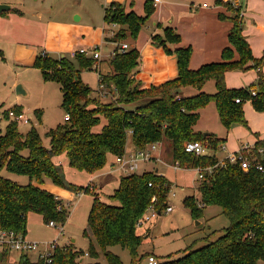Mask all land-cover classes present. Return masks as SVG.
I'll return each instance as SVG.
<instances>
[{
  "label": "trees",
  "instance_id": "trees-1",
  "mask_svg": "<svg viewBox=\"0 0 264 264\" xmlns=\"http://www.w3.org/2000/svg\"><path fill=\"white\" fill-rule=\"evenodd\" d=\"M224 4L230 5V2ZM154 10L151 0L146 1L142 16L127 11L119 2H111L104 8L105 23L122 26L112 37H106L116 42L117 47L110 58L112 72L99 77V88L110 90L109 102L104 103L99 93L93 95L96 91L82 79L81 72L94 67L95 60L91 56L76 52L75 62L68 56L55 58L47 52L37 55L33 67L41 71L44 80L60 85L62 107L69 118L46 133L49 138V146H46L35 126L22 132L18 121L10 119V108L4 111L8 122L5 131L0 133V228L26 234L31 212L41 214L46 224L54 220L64 225L68 221L69 213L63 201L42 187L48 177L61 187L93 195L88 226L84 230L85 237L94 239L89 246L91 258H98L102 252L109 264H122L120 257L110 250L112 246L121 245L128 248L135 259L143 241L138 233L142 217L150 205L161 213L167 208L171 182L155 171L122 175L119 186L109 195L110 201H104L93 184L67 182L63 165L57 159L64 155L71 167L95 174L105 167L110 155L124 154L129 141L136 149L163 143L170 159L178 162L181 168L203 169L199 184L201 206H219L230 219V225L215 240L197 248L189 247L179 257L160 259V264H257L264 261V170L251 167L245 171L239 163H231L228 157L220 160L216 152L224 139L204 135L194 126L200 117L199 110L212 101L227 129L237 124L248 126L243 111L247 100L257 111H264V75L260 72L264 56L254 57L243 33L241 13H238L239 16L232 17L231 45L223 49L221 61L191 69L192 47H178L175 49L178 76L142 88L136 78L140 52L136 47L123 50L121 43L126 39L136 40ZM180 40L179 33L170 26L164 28L163 34L152 37L153 43L164 46L167 52H170L168 43ZM250 68L259 69V78L250 89L227 87L226 72ZM209 80L215 82L214 93L203 90ZM185 86L195 87L198 92L179 96ZM14 110L22 112L18 105ZM37 116L42 118L40 111ZM102 120L105 123L101 130L95 131ZM193 140L203 142L212 152L202 155L186 152L185 143ZM256 145H264V141ZM3 170L27 175L29 182L14 181L4 176ZM154 197L156 201L152 203ZM184 202L194 217L202 215V207L196 204L194 197H186ZM76 256L72 246L65 245L55 250L49 264H76ZM1 260L6 262L7 253L2 254ZM18 264L46 263L33 262L27 254H22Z\"/></svg>",
  "mask_w": 264,
  "mask_h": 264
},
{
  "label": "crops",
  "instance_id": "crops-1",
  "mask_svg": "<svg viewBox=\"0 0 264 264\" xmlns=\"http://www.w3.org/2000/svg\"><path fill=\"white\" fill-rule=\"evenodd\" d=\"M146 1L0 0V4L10 6V9L0 13V23L3 24V27L7 28L6 22L11 20L13 31L10 32V35H6V41H8L7 37H10L12 46L9 49L10 53H13L15 60L18 61L16 64L18 66L29 65L33 67L40 49L34 47L32 43H37L43 39L42 52L52 51L60 54L61 57L68 55L72 57V52L75 51L72 50L73 41H75L73 37L77 39L82 37V41L89 44L97 43L106 37H112L118 29L117 24L109 25L105 21L104 26L101 25V17L102 15L104 17V8L107 4L111 2L123 3L127 11H134L136 14L142 16L145 14ZM151 1L155 6L153 14L141 28L137 39H129L128 41L130 47H136L140 52V63L136 72V78L139 80L142 88L159 85L178 76L177 56L175 53V49L178 47H192L193 52L189 61L191 69H198L204 64L221 61L223 49L231 45L229 33L234 25L232 21L234 13H241L243 33L250 43L253 55L257 57L264 55V0H222L223 3L220 0ZM225 2H230V5L224 4ZM73 14H75L76 23L82 22L85 19V25L73 22ZM96 21H98L97 26L91 23H95ZM108 26L109 30L106 32ZM168 26L174 28L181 37L179 43L167 44L170 52H167L164 46L155 44L152 41L153 35L163 34L164 28ZM115 47H117V43ZM0 56L2 59L7 60L3 50L0 51ZM10 59H12L11 55ZM108 65L107 69L109 72L107 74L112 72L109 62ZM244 71H246L244 74H241L240 71L239 73L232 72V70L226 72L225 82L227 87L245 89L243 88L244 84L253 83L252 85H254L259 78V69L250 68ZM260 72L264 75V65L261 66ZM212 82L215 86V82L209 80L205 83L203 90L208 91V88L211 89L213 87ZM18 86L20 85L17 84L16 87L18 88ZM21 89L26 93L23 86H21ZM94 91L96 90L94 89ZM213 91H216V86ZM197 92V88L185 86L180 90L179 96H191ZM97 93L102 98H109L111 96L110 90L108 88L104 90L103 88L99 89V84ZM244 103L246 104H243V111L249 127L237 124L231 128L230 132H225L227 128L220 118L217 105L214 101L199 110L200 117L194 129L203 134L209 133V135L212 134L218 138H226L231 143L232 152L228 155L224 154V142L217 150V156L219 153L223 154V156H219L220 160H223L232 153H237L246 145L256 147L258 141H264V112L257 111L250 100ZM208 108L210 116H208V120H205L204 113ZM134 149L136 147L129 141L127 150ZM211 152L207 151V153ZM153 153L155 158H158L160 154L161 157L170 158L163 143L158 144L157 149ZM161 160L166 162L163 158ZM147 168L148 166H145L140 173L150 170ZM151 170L164 175L157 165H154ZM102 174H106V172L100 170L94 174V177H100ZM94 186L96 191L99 192V185L96 183ZM42 187L49 191L51 190V188H48L44 184ZM57 196L59 197V195ZM75 241V239H72L70 242L74 243Z\"/></svg>",
  "mask_w": 264,
  "mask_h": 264
},
{
  "label": "rangeland",
  "instance_id": "rangeland-1",
  "mask_svg": "<svg viewBox=\"0 0 264 264\" xmlns=\"http://www.w3.org/2000/svg\"><path fill=\"white\" fill-rule=\"evenodd\" d=\"M76 14L80 15L79 13ZM236 16H239L238 13H234V17ZM72 19L73 22L76 23L75 14L72 15ZM23 21H25V19H23ZM6 23L7 28L3 27V24L0 23V51L3 50L7 58V60H4L0 56V105H2L0 108V133L5 131L8 122V119L4 117V111L8 108L14 110V106L18 105L22 112L31 119L30 123H25L22 120L18 121L19 129L22 132H27L32 126H35L41 134L44 144L49 146V138L46 136V133L64 122L65 110L62 107L63 96L60 85L55 81L44 80L38 68L29 65L18 66L16 64L18 61L15 60L13 53L11 54L9 49L12 46L10 37H7L8 41H6V35H10V32L13 31L11 20ZM91 23L96 26L98 25V21ZM101 23V25L104 26L103 15L101 17ZM76 24L85 25V19ZM117 25L118 29L116 31L122 27L119 24ZM108 28L109 26L106 28V32H108ZM73 38L75 41H73L72 50L96 49L100 53V57L96 60L97 65L89 70L86 69L81 72V76L85 83L96 90L93 95H97L100 74H107L109 72L107 69L109 67L108 62L110 64L109 59L114 52V48H116V43L107 41L105 38L101 42L89 44L83 42L82 37H79V39L76 37ZM42 41L43 39L37 43H32L34 47L40 49L38 54H41L43 50L41 49ZM128 41L129 39H126L124 42L128 43ZM7 53L11 55L12 59H10V55ZM47 54L55 58H61L60 54L52 51H47ZM263 56L264 55L257 57L254 55L255 58H261ZM68 57L76 62L75 58L69 55ZM239 71L241 74L246 72L238 69L232 70V72L236 73H239ZM17 84L23 86L26 93H18ZM252 84L253 83L244 84L243 88L250 89L253 86ZM212 86L211 89L208 88L207 92H214L215 86L213 82ZM234 88L240 89V87ZM111 98V96L109 98H102V101L106 103L109 102ZM209 103L211 104L212 102ZM38 111L41 112V119L37 116ZM208 113L209 108L204 113L205 120H208V116H210ZM104 123L105 121L102 120V123L96 126L94 130L97 132L100 131ZM245 127H249V124ZM231 130L232 129H226L225 132H230ZM227 142L226 138H224V154L228 155L232 150L231 143ZM204 147L207 151H211V149L205 145ZM219 156H223V154L219 153L218 158H220ZM161 158L166 162L162 161ZM59 160L63 165L65 180L67 182L75 185H95L97 183L99 185L98 193L101 194V198L104 201H110L109 195H112L114 190L119 186L120 178L123 175L121 171L112 170V165L115 160L113 155L108 157V161L102 169L106 174H102L100 177H94V174L71 167L67 157L64 155L59 156L57 161L59 162ZM175 163L176 162L172 161L169 157H161V154L158 155V158H155L153 153L150 162L148 164H142L139 171H142L145 166H148L147 169L150 170L147 171L153 172V170H151L152 167L157 165L160 171L164 173L166 178L172 183V190L167 197V206H172L173 210L171 212H166L163 208L161 214L138 228V233L142 235L143 241L137 251L135 259L128 248H124L121 245L110 247V250L120 257L122 264H147V257L150 254L157 256L161 260L169 257H179L183 255L189 247L197 248L206 244L209 240H215L222 234V231L230 225V219L222 213L219 206H201L198 170L195 168L185 169L175 167ZM3 175L21 184H27L29 182V177L27 175H20L7 170H3ZM44 185L51 188V192L59 195L65 209L69 213V219L64 225L59 224L58 227H50L44 222L41 214L31 212L28 215L27 238L41 243L59 238V243L61 245L72 246V252L77 254L75 258L76 264H88L95 261H99L101 264H109L102 252L98 258H91L90 254L88 256L85 255L86 252H89L91 241L94 240L93 238L84 236V230L88 226V216L93 202V195L91 193H79L61 187L48 177L45 179ZM172 192H175V194L173 195ZM186 197L195 198L196 204L202 207L201 216L194 217L192 215L190 208L184 202ZM61 229H63V232ZM147 233L149 234L148 236H146ZM206 237H209V239H205ZM72 239L76 241L74 243L70 242ZM17 255V253L12 252L9 261H0V264H18ZM30 258L33 261L36 260V253L30 254ZM257 264H264V261L261 260Z\"/></svg>",
  "mask_w": 264,
  "mask_h": 264
},
{
  "label": "built area",
  "instance_id": "built-area-1",
  "mask_svg": "<svg viewBox=\"0 0 264 264\" xmlns=\"http://www.w3.org/2000/svg\"><path fill=\"white\" fill-rule=\"evenodd\" d=\"M159 1V0H154ZM121 48L123 50L129 49L130 46L127 42L121 43ZM76 52L86 54L88 56H91L95 60L94 66L97 65L98 58L100 57V53L98 50H86V49H80L78 51L72 52V57L76 54ZM103 88V87H102ZM100 89V88H99ZM102 93V92H101ZM104 94V93H102ZM252 94L255 95L256 91H252ZM236 102H240V99L237 98ZM69 115L66 114L64 116V120H67ZM9 117L12 120L15 121H24L25 123H30L31 119L25 115L23 112L17 113L15 110L11 109L9 110ZM157 143H151L147 145L145 148L142 149H134V150H126V152L122 155L115 156L114 163L112 165L113 170L121 171L123 175L131 174V173H140V169L143 163L149 162L153 157V152L157 149ZM185 151L189 153H194L197 155H202L207 153L206 148L204 147L203 143L199 140H193L185 143ZM231 163H239L241 167L248 171L251 167H255L257 170H264V145L261 146H254L246 145L241 150H239L237 153H232L228 156ZM175 167H179L180 165L178 162L175 163ZM199 172V178L200 180L203 179V169L201 167L195 168ZM150 186L152 183L149 184ZM172 190V189H171ZM171 192V191H170ZM169 192V193H170ZM174 195V192H172ZM156 201V197L152 199V203ZM166 212H171L173 210L172 206H167L165 209ZM159 214H161V211L157 210L154 205H150L147 211L145 212L144 216L142 217V225L146 223L147 221L153 220L156 218ZM59 223H57L54 220H51L48 223V226L50 227H58ZM63 232V229H61ZM59 243V238H56L53 241H49L46 243H41L39 241H33L31 239H28L26 234L23 232H17L15 230H7V229H1L0 228V261L1 256L3 253H7V260L9 254L12 252H15L19 255L27 254L30 258V254L36 253V260H32L33 262L37 261H44V263L49 264L53 260V254L56 249L62 247ZM86 256L89 255V252L85 253ZM18 257V260H19ZM147 264H160V259L150 254L147 257Z\"/></svg>",
  "mask_w": 264,
  "mask_h": 264
},
{
  "label": "water",
  "instance_id": "water-1",
  "mask_svg": "<svg viewBox=\"0 0 264 264\" xmlns=\"http://www.w3.org/2000/svg\"><path fill=\"white\" fill-rule=\"evenodd\" d=\"M10 9V6L7 5V4H0V13L5 11V10H8ZM18 93H25L22 89H21V85L18 86V90H17ZM204 135H209V133H204Z\"/></svg>",
  "mask_w": 264,
  "mask_h": 264
}]
</instances>
